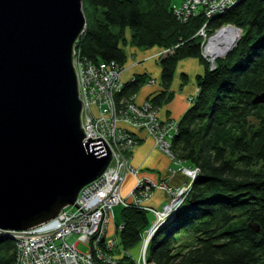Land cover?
<instances>
[{
	"label": "trees",
	"instance_id": "trees-1",
	"mask_svg": "<svg viewBox=\"0 0 264 264\" xmlns=\"http://www.w3.org/2000/svg\"><path fill=\"white\" fill-rule=\"evenodd\" d=\"M171 0H83L85 29L80 54L94 62L124 64L125 46L158 47L160 106L180 59L197 57L204 72L197 92L178 119L171 140L174 156L198 172L181 205L151 236L152 264H264V0H236L210 18L179 20ZM206 20L213 34L226 24L241 28L237 43L215 65L202 56L197 30ZM129 32V34H128ZM145 81L136 74L120 92L132 96ZM151 214L135 205L120 207L119 244L139 243ZM183 240H186L183 242ZM16 242L0 232V264H15ZM121 264H134L125 258Z\"/></svg>",
	"mask_w": 264,
	"mask_h": 264
},
{
	"label": "water",
	"instance_id": "water-1",
	"mask_svg": "<svg viewBox=\"0 0 264 264\" xmlns=\"http://www.w3.org/2000/svg\"><path fill=\"white\" fill-rule=\"evenodd\" d=\"M82 1L0 0V229L11 238L72 205L111 159L101 137L83 140L73 66ZM224 26L237 36L217 56L242 32ZM253 102H264V92Z\"/></svg>",
	"mask_w": 264,
	"mask_h": 264
},
{
	"label": "built area",
	"instance_id": "built-area-1",
	"mask_svg": "<svg viewBox=\"0 0 264 264\" xmlns=\"http://www.w3.org/2000/svg\"><path fill=\"white\" fill-rule=\"evenodd\" d=\"M179 1L172 6L173 14L185 22L199 14L210 18L236 0ZM195 35L209 40L206 20ZM137 63L136 60L127 65L113 60L94 62L83 57L75 43L73 66L82 103L81 125L86 135L83 140L101 137L112 153L111 159L100 176L79 190L72 205L62 208L55 217L43 223L12 231L17 250L15 264H121L125 258L134 264H152L146 257L148 242L156 229L181 205L198 168L174 156L171 140L177 131L178 120L160 119L158 107L148 99L137 103L134 95L120 94L125 83L123 72ZM148 82L153 83L154 79ZM130 128L143 129L153 137L156 148L173 161L176 172L184 177L181 185L173 188L165 181L138 178L130 197L122 196L121 187L126 177L137 173L130 164V153L137 142ZM157 188L167 191L168 201L160 208L145 205L144 202ZM131 204L152 216L151 224L142 235L138 259L131 257L129 249L120 246L118 234L107 237L113 209ZM121 228L122 224L116 225L117 232ZM80 243L88 245V250L79 249Z\"/></svg>",
	"mask_w": 264,
	"mask_h": 264
},
{
	"label": "crops",
	"instance_id": "crops-1",
	"mask_svg": "<svg viewBox=\"0 0 264 264\" xmlns=\"http://www.w3.org/2000/svg\"><path fill=\"white\" fill-rule=\"evenodd\" d=\"M128 48L129 57L128 60L126 59L125 64H130L132 60H136L138 63L123 72L122 80L126 82L136 74H144L145 81L141 87L144 86L145 88L141 90L140 87L133 97L137 103H141L149 99L153 94L163 90L160 83L161 68L158 58L155 56L159 48L145 49L132 45ZM203 72L204 63L197 57H186L177 62L170 86L167 89V95L170 94V97L158 106L157 114L160 119L178 120L183 115L190 105L191 97L197 92L196 76ZM151 78L154 79L153 83L148 82ZM140 90L143 91L141 94H139ZM130 129L137 138V142L130 153V164L137 170V173L135 175L129 174L126 177L121 187L122 196L130 197V191L138 178L152 182L165 181L173 188L181 185L184 177L176 172V166L173 161L156 148L153 137L143 129ZM171 169H175V171L173 172ZM156 191L157 195H155ZM168 199L167 191L157 188L154 189L151 197L144 204L160 208Z\"/></svg>",
	"mask_w": 264,
	"mask_h": 264
},
{
	"label": "rangeland",
	"instance_id": "rangeland-1",
	"mask_svg": "<svg viewBox=\"0 0 264 264\" xmlns=\"http://www.w3.org/2000/svg\"><path fill=\"white\" fill-rule=\"evenodd\" d=\"M179 0H171V4L172 5H176V4H179ZM205 22V21H204ZM203 24V23H202ZM201 27V26H200ZM208 35H209V33H208ZM201 40H202V44H203V46H202V56L206 59V60H208V62L211 64L212 62H211V56H205V54H206V51H204V48H205V43H206V41L208 40V38H205V40H204V37H201ZM131 44H128L127 46H126V48H125V53H126V55H127V60H128V55H129V46H130ZM138 48V47H137ZM162 50V48H159V51H161ZM159 51H157L156 52V54H155V56H156V58H158L159 56H160V54H157ZM225 56V55H224ZM224 56H216V58H223ZM215 58V59H216ZM158 60V59H157ZM215 61V60H214ZM125 65H127V64H125ZM143 88H145L144 86H142L140 89L141 90H143ZM139 91L140 93L139 94H141L143 91ZM139 96V95H138ZM191 99H192V97H191ZM191 99H190V101H191ZM155 195H157V191H156V193H155ZM155 195H154V197H155ZM119 210V211H118ZM113 212H114V215L110 218V220H109V224H108V230H107V237H114L115 235H117L118 234V232H117V229H116V225L118 224V222H119V220H120V218H119V216H120V207L118 206V208H114V210H113ZM152 217V216H151ZM148 229V227L144 230V231H146ZM142 241H143V237L140 239V241H139V243H137L136 245H134V246H132V247H130L129 248V253H130V255H131V257H133V258H137L138 259V257H139V255H140V250H141V246H142ZM186 240H183V242H185ZM121 246V245H120ZM122 247V246H121ZM78 248L79 249H81V250H83V251H86V250H88V245H86V244H84V243H80V244H78ZM146 257H147V253H146Z\"/></svg>",
	"mask_w": 264,
	"mask_h": 264
},
{
	"label": "bare ground",
	"instance_id": "bare-ground-1",
	"mask_svg": "<svg viewBox=\"0 0 264 264\" xmlns=\"http://www.w3.org/2000/svg\"><path fill=\"white\" fill-rule=\"evenodd\" d=\"M237 31L230 26H224L217 34L205 43L206 56L223 55L225 50L234 42Z\"/></svg>",
	"mask_w": 264,
	"mask_h": 264
}]
</instances>
